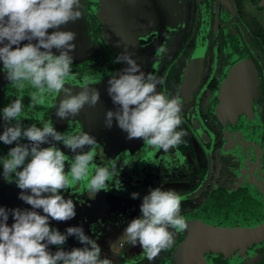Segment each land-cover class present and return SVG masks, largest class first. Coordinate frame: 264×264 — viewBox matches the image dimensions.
Instances as JSON below:
<instances>
[{"label":"flooded vegetation","instance_id":"af4514ba","mask_svg":"<svg viewBox=\"0 0 264 264\" xmlns=\"http://www.w3.org/2000/svg\"><path fill=\"white\" fill-rule=\"evenodd\" d=\"M180 1L183 5L188 4L190 15L186 21L183 17L164 27L157 39L158 48L153 53L145 52L142 59L130 53L145 73L152 72L163 79V84L157 86L158 91L181 99L183 123L177 130L186 134L176 149L170 148L169 152H164L163 149L156 150L144 145L142 139H136V148L133 149L132 140L128 141L125 153L117 154V158L109 156L105 150L106 138L110 139L111 134L127 136L125 132L100 129L96 124L101 117L105 119L107 110H115L107 94V81L121 71L119 63L114 61L123 52V45L127 46V36L121 39L116 37L111 44L107 43V32L112 33L113 29L109 27V31H106L97 14L111 20H117V16L122 14L125 23L129 19L125 16L128 12L123 0H80L82 18L96 52L91 56L74 57L76 62L73 61L72 71L75 78L69 79L65 87L76 94L81 90L79 86L84 78H91L95 84L90 87L100 93L96 106L85 105L78 116L61 120L56 117L53 107L62 98L61 94L58 97L48 96L44 107L33 109L29 105V95L33 89L30 86L22 91L17 89L6 79L1 64L5 79L0 82V109L15 98L23 97L24 127L33 123L37 127L53 123L56 130L62 133L88 132L95 138L98 136L92 148L96 153L94 163L106 166L110 161H115V181L109 183L108 189L130 198L137 218L141 215L143 196L150 189H163L169 183H182L187 189L180 195L183 197L181 212L184 215L200 208L217 192L228 196L245 193L254 206L264 208V0ZM154 9V6H149L145 8V13L152 15ZM220 32L223 46H229L230 50L220 48L217 40ZM53 52L59 54L55 49ZM234 66L237 71L235 86L224 91V82ZM246 105L249 107L245 108ZM220 116L226 119V123L221 121ZM0 120L2 134V115ZM13 146L0 142V158H6ZM57 146L70 162L73 155L70 149L62 144ZM2 171L0 165V207L30 209V205L18 198L21 190L11 182V177L4 178ZM223 177L228 179L226 183L221 182ZM78 187H73L69 192L76 193ZM132 193L140 195L132 199ZM124 215L126 211L122 210V214L116 218ZM260 217L258 224L263 223V226L259 231L252 229L253 224H248L250 228L247 230L227 226L210 233L197 257L187 264H264V214H260ZM71 222L50 220V226L64 232V228L76 226ZM12 223L9 216L8 224ZM188 233L189 230H186L174 236L173 246L162 252V264H176L172 260L173 254ZM64 247L70 250L82 245L74 237H69ZM51 248L56 250L55 246ZM122 258L115 264H124ZM138 264H151V261L143 260Z\"/></svg>","mask_w":264,"mask_h":264},{"label":"clouds","instance_id":"9594fccd","mask_svg":"<svg viewBox=\"0 0 264 264\" xmlns=\"http://www.w3.org/2000/svg\"><path fill=\"white\" fill-rule=\"evenodd\" d=\"M81 16L80 0H0V62L6 79L21 91L26 86L33 89L29 95L33 109L44 107L48 96L63 94L53 105L61 120L76 117L85 105L94 107L100 101L89 77L76 94L65 87L75 78L71 53L76 48V33L60 29ZM49 29L53 31L49 33ZM114 63H126L127 67L107 81L115 110L106 111L104 126L112 128L115 120L129 140L142 139L144 145L164 152L176 149L186 134L177 130L183 123L180 97L158 91L163 79L145 73L130 53L122 52ZM22 113L23 97L0 109L4 121L0 142L15 145L6 158H0V165L3 177H11L21 190L18 198L31 208L0 207V264H112L109 258H102L101 246L83 227H67L61 232L50 226V220L66 222L76 216L73 200L65 199L62 192L77 186L94 195L107 191L115 165L94 163L92 148L97 141L88 132L62 133L53 123L24 127ZM24 140L27 143H22ZM45 144L49 146L42 147ZM58 144L70 149V162ZM86 147L89 150L85 151ZM139 195L132 193L131 198ZM181 201L175 190L150 189L143 196L141 215L128 223L121 237L133 247L139 245L143 255L153 261L173 246L175 233L188 230ZM69 237L82 247L65 250Z\"/></svg>","mask_w":264,"mask_h":264},{"label":"water","instance_id":"95a60500","mask_svg":"<svg viewBox=\"0 0 264 264\" xmlns=\"http://www.w3.org/2000/svg\"><path fill=\"white\" fill-rule=\"evenodd\" d=\"M60 30L73 31L76 33V38L73 41L76 48L75 51L71 53L73 57H86L95 54L96 50L94 51L95 48L89 40L86 24L82 16L76 22H69L67 25L61 26ZM51 31L53 30L49 29V33H51ZM23 43H27V41ZM1 64L2 62H0V82L5 79V75L1 71ZM236 72L234 66L229 78L224 82V91L235 86ZM1 100L2 98L0 96V104ZM132 147L135 149L136 145ZM97 164L99 165V162ZM113 165L116 167L115 161H110L106 166L111 167ZM113 181H115L114 174L108 182V185ZM83 195H85V197ZM64 197L65 199L71 198L76 206V216L71 219V223L83 227L86 235L89 233L91 225L98 223L104 215L118 217L122 214V208L121 205H119L121 201L119 195L110 189L107 191L101 190L94 195L78 187L76 193L67 191ZM257 206L258 207L253 205L251 198L245 193L240 192L228 196L222 192H217L210 196L200 208L187 214L185 213V215L184 212H181V215L188 223L189 233L182 244L176 248V254H173L172 260L176 264L179 263L175 256L177 252L181 254L185 253V256H189L191 260L194 259L189 253H199V249L203 246L207 236L218 229H224L227 228V226L228 228H233L232 226H235L236 228L247 230L250 228L248 224H253L252 229L259 231L263 223L262 225L258 224V221L259 218H261L260 214H264V208L259 205ZM260 209L261 212L259 211ZM65 230L66 228H64L63 231Z\"/></svg>","mask_w":264,"mask_h":264},{"label":"rangeland","instance_id":"374dc122","mask_svg":"<svg viewBox=\"0 0 264 264\" xmlns=\"http://www.w3.org/2000/svg\"><path fill=\"white\" fill-rule=\"evenodd\" d=\"M124 8L127 9L128 12L125 16L128 17V21L123 23L124 17L122 14H119L117 20L108 19V17L97 14L98 17L103 21L102 26L106 27V31H109V27L113 29V32H107L108 40L107 43L114 41V39L122 38L124 35L127 36V46L123 45V52L126 51L128 53H132L136 58L142 59L145 52L151 54L157 50L158 44L157 39L160 38L162 34L163 28L171 25L177 19H183L186 21V18L189 17L190 11H188V4L183 5L180 0H123ZM148 4V5H147ZM149 6H154L153 14H146L145 8H149ZM128 29V30H127ZM115 32V33H114ZM222 33L220 32L217 35V40L221 44L220 48L224 50H230L229 46H223V41L221 39ZM76 62V60H73ZM119 69L122 71L125 67V64H118ZM249 107L246 105L245 108ZM241 111L244 110L240 108ZM239 110V112H240ZM99 117H97L98 119ZM220 119L223 123H226V119L220 116ZM104 118H100V122L96 124L99 126L100 129L105 128L106 130H114L118 131L119 133H124L119 127L116 126L115 120L113 121L112 128L108 129L104 126ZM236 122V121H235ZM235 122H231L232 124ZM239 123V121H238ZM240 124V123H239ZM97 140L99 137H96ZM128 141L131 140L127 139V136H116L115 134H111V138H106L105 142V150L109 156H113V158H117V154L125 153L124 149L128 145ZM133 145L136 143V139H132ZM230 171V168H228ZM161 174V171H159ZM228 179L223 177L221 179L222 183H226ZM163 252V251H162ZM162 252L154 259V261L159 260L162 256ZM176 254V253H175ZM191 257L196 258L197 252H190ZM177 261L179 263L187 264L191 258L189 256H185L177 252ZM155 264V263H154Z\"/></svg>","mask_w":264,"mask_h":264},{"label":"crops","instance_id":"0c3cea01","mask_svg":"<svg viewBox=\"0 0 264 264\" xmlns=\"http://www.w3.org/2000/svg\"><path fill=\"white\" fill-rule=\"evenodd\" d=\"M136 177V173L133 174ZM162 190H175L179 195L186 192V188L182 186V183H169L165 185ZM121 200L122 210L126 211V215L116 218L111 215H104L100 221L94 225H91L90 231L87 235L97 240V243L101 246L104 256L108 257L113 264L123 257L124 264H138L143 260H148L142 253V249L139 245L131 246L127 244L121 237L128 223L137 218V214L134 212L131 206L130 198L118 194ZM170 231H172L170 229ZM177 233L174 234V236ZM122 243V245H120ZM165 252V250H164ZM121 256V257H120ZM155 264H162L164 261V255ZM154 263L151 261V264Z\"/></svg>","mask_w":264,"mask_h":264}]
</instances>
